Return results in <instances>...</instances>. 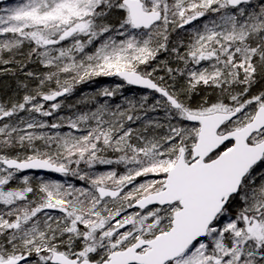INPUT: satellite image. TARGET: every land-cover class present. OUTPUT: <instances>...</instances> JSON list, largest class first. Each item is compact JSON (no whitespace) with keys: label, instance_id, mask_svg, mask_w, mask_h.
I'll use <instances>...</instances> for the list:
<instances>
[{"label":"snow or ice","instance_id":"1","mask_svg":"<svg viewBox=\"0 0 264 264\" xmlns=\"http://www.w3.org/2000/svg\"><path fill=\"white\" fill-rule=\"evenodd\" d=\"M0 264H264V0L0 6Z\"/></svg>","mask_w":264,"mask_h":264},{"label":"trees","instance_id":"2","mask_svg":"<svg viewBox=\"0 0 264 264\" xmlns=\"http://www.w3.org/2000/svg\"><path fill=\"white\" fill-rule=\"evenodd\" d=\"M6 1V3H11L12 0H2ZM114 80L108 81V78H101V83L108 85V84H112ZM101 84H90V85H81L80 86V94H90L93 91H95L96 88L100 87ZM74 99V98H73Z\"/></svg>","mask_w":264,"mask_h":264},{"label":"rangeland","instance_id":"3","mask_svg":"<svg viewBox=\"0 0 264 264\" xmlns=\"http://www.w3.org/2000/svg\"><path fill=\"white\" fill-rule=\"evenodd\" d=\"M15 2V0H12V2L11 3H14ZM11 3H9V4H11ZM8 3H6V1H3V2H0V6H5V5H7Z\"/></svg>","mask_w":264,"mask_h":264},{"label":"water","instance_id":"4","mask_svg":"<svg viewBox=\"0 0 264 264\" xmlns=\"http://www.w3.org/2000/svg\"><path fill=\"white\" fill-rule=\"evenodd\" d=\"M114 80V78H108V81Z\"/></svg>","mask_w":264,"mask_h":264}]
</instances>
